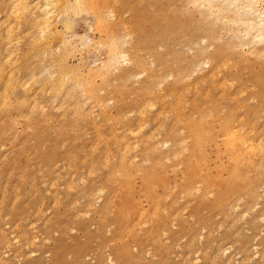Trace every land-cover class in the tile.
Wrapping results in <instances>:
<instances>
[{
  "label": "rangeland",
  "instance_id": "obj_1",
  "mask_svg": "<svg viewBox=\"0 0 264 264\" xmlns=\"http://www.w3.org/2000/svg\"><path fill=\"white\" fill-rule=\"evenodd\" d=\"M2 1H4V4H3V2H1L3 5L0 3V20H2V18L7 19L10 17V15L6 16L9 14L6 12L7 9L5 8V4H6L7 0L6 1L2 0ZM107 1L109 2V6L112 4V6L114 8V14L117 15V16L114 15V17L116 16L115 18L113 17L114 20H116V18H117V20L126 21V23H128L129 29H130V31H128V32L129 33L134 32L132 34L127 33L128 36H125V38L126 37L128 38L131 35V37H130L131 39L128 38V39H126V41H129L128 43H130L132 45L133 42L131 43L130 41L133 40L134 44H136L133 47V49L136 52L135 51L133 52V50H132V52L136 53V54L138 53L140 55V58H139V56L137 57V55L135 54L136 58L134 57V60L136 59L137 61L139 60L140 62H143V59L145 60L147 57V59L143 62V64L145 66L142 65V68H143L142 70L145 71V69H146L145 67H147L146 71L151 70V72H148V74H146L147 72L144 73V71H142V73H143L142 74V73H140L141 71H139L141 66L139 68L137 67V69H136V66H134L132 64L133 62H131L130 64H132L135 67V69H134V67H131L132 65H130V68H133V69L130 70V68L128 67L129 71L137 72V70H138L140 74L139 73H137V74H139V76L134 73L137 76V79L135 80L136 76L134 78V76L131 75L133 73L132 72V73H129V76L130 75L132 76V77L130 76L131 78L128 76V73H126L127 74V75L125 74L126 78H125V75L122 74V77L125 80L122 78L120 80H119V78L118 79L116 78L117 80H115V76H116L115 73L119 69H120V71L127 69V66H129V64L120 62V65L123 63L122 66L126 67L125 69L123 67L120 68L119 64H115V66L118 65L119 69H116V67L113 68L114 66H112L113 70L110 68L112 70L111 73H114V71H116V70L117 71L114 73V75L110 74V75H112V77L114 76V78L110 77L112 79V82H113L110 86H108V84H110L108 82H111V80L107 79L108 77H106V76L109 74H108V72L106 73L107 75L105 77L109 81L106 82L107 85H106V83H105V85L110 87V88H111V86H112V88L117 86L119 88V90H118V88H115L116 90L114 89V91H113L112 89H109L107 87L109 90H112V93H111L112 95L110 94L111 97L109 96L107 89H102V90L103 91L106 90V92H104V93H107L109 96V98H107L105 96L106 95L105 94L104 97H106L108 100L110 98H112L111 100H113V101L117 100L118 102L114 101V104L116 105L118 103L120 105H117V106L114 105L113 106V101L110 100V102H109L107 99L106 100L108 102L106 103L104 101L105 100L104 97H102L104 100L102 99V101H99V102L97 101L98 106L102 107L101 109H104L105 107L107 108L110 103L112 104L109 106V108L111 110L109 108H107V109L105 108L106 110H103L104 113L102 110H100V111L98 110L99 112L102 113L103 116H105V115L107 116L111 112V114H110L111 116L108 115L110 117L109 121L107 120L108 116L107 117L100 116V114L97 111V109L98 108L100 109V107H98L97 104L95 105L96 102L94 104H93V102H90L93 104L94 110H96V112L94 110L93 111L95 113L99 114V115L96 114L98 117H95L96 116L95 113L91 111L93 109V108L91 109V107H93V106H91V107H90V105L88 106L89 102H86V101L83 102L84 98L81 101L83 103H85L87 108L91 109L90 110L91 112H88V113L90 115L92 113H94L95 116L90 118V115H89V120H86L88 118V113L86 116V113L84 111L83 116L76 115V117L81 116V118L79 120L77 118V121H76V119L74 120L72 118L73 115H75V114H73L71 117L69 115V114H71V110H72L70 105L67 106L68 109L65 108L66 105L63 106L67 110L64 113L65 109L60 110V107L57 106V104H56L59 101L58 99H57L58 101H56V99L53 100V98H55V97H52L48 94L41 93L40 91H37L36 94L33 95L35 97V99L32 96L33 99L31 98V100L33 102V100L39 99L37 103H40V104L45 103L43 101V99L45 101L46 100L49 101V99L53 100L55 103L51 102L52 105L49 103L50 106L45 103L47 105L45 107L46 111L52 113V115H53V116H50V113H49L50 118H48L49 116H47L48 114H47V112H45L44 108L43 109L40 108V110H42V112L38 110L39 108L37 109L38 111L35 110L36 108L32 109V110H35L34 112H32V110L29 111L31 109V107L29 106L30 107L29 108L27 105L24 106V108H22L24 110V113L11 112L12 116L10 118L3 119L4 121L1 118V115H3V114L0 113V157H1L2 153L6 154L5 159H3L4 155H2L3 157L0 160L1 164L3 163V161H5L0 166L1 167L0 168V194H1L0 199H2V200H0V204H1L0 205V229H1L0 232L4 231L3 233H0V236L2 234L1 238L7 237L6 240L8 239L6 241L7 244H4L5 241L4 242L2 241L5 238L0 239V253L5 252L4 255H6V256L0 257V258H2V261H0V264H98L99 259L102 260V264H109L110 260H112L114 262L111 264H119V261L121 264V258H122V264H187V262H189L188 264H264V252L262 253V251H264V212H263L264 211V184H262V182H264V174H263L264 169L260 168L259 171L263 170V173H261V171H260L259 173H261V174H257V172H256L257 169L255 167H253V168H255L254 170L252 168V169H250L251 172L248 173L249 170L247 169V170H245V173L246 172L247 173L244 174L250 183L252 181H254V182H252V184L255 185V187H256V184H258L256 187V191L254 188V191H255L254 194L256 195L255 197H257L256 193H258V197H257L258 199L255 197L252 198V193H249L250 190H244L250 184L247 181L245 183H241L232 193H230L226 197H223L222 200H219L218 203H216V205H215V200H214V199H216V193H214V192L212 193L211 191H210L211 192L210 193L209 190L204 195L202 194L201 190H198L196 192V190H197L196 188L200 185L199 184L200 182H198V184L195 183V185H193V187L191 189L192 190L191 194L189 193L187 195V194L183 193L181 191V184L184 181L183 178H184L185 170H186V165H185L184 159H183L184 155H181L180 157L173 160V162H172L171 158H168L169 153L168 152L166 153V151L168 149V146L170 147L171 145H176L177 143L180 145L181 143H183L185 141L188 142L190 140L189 137L187 138L188 129H187V126H185V123L183 122L184 120H182V122H183V123L181 122L182 124H180V121L176 122V118L173 115L175 113L181 115V113L178 112V109L174 113V109L171 110L170 105L167 104V101H169V100H170L169 103L170 104L172 103V96L167 92L168 90L165 89L163 92L162 91L158 92L159 87L162 83L161 81H159L161 79H158V78L163 77L168 72H172L174 75H176L175 74L176 70L177 69L179 70V68L181 69L182 65L188 66V67H183V66L182 67L186 68L187 71H189L188 74L190 75V78H192V79H190L188 77V78H186L187 80L183 79L182 82H180L181 80L177 81V78L175 79V76L173 75V76H170L169 78L165 77L164 81L166 80V82L168 84L169 83L171 84V82H172L171 78H172L173 82L176 81L177 86L179 88H182V86L180 87L179 84L184 85L185 81H186L185 82V84H186V83H188V80L193 81V79H196V77L200 76L199 75L200 72H198L197 68L198 67L200 68L199 71H201V74H202L205 72V70L208 69V67L211 65L212 61L209 62L210 65H209V63L205 64L204 62H205V60H207V59H205L202 61V63L205 64V65H203L201 63V60H200V63H199L200 65L198 67H196L193 65V63L190 62V60L193 58L194 60L198 59V61H199V58L204 55L205 51L206 52H205V55L203 56V59L205 57L208 58L209 56H208V50L207 49L211 48V49H209V51L211 52L213 49V46L216 47V45L218 43H220V47L222 48V46H226V45H224V43L230 44V41H232L231 43L233 44V41L238 42V40H239L238 36L239 35L236 34L238 32L236 30H234V27L232 24H231L232 26L231 25L229 26L227 24V26H223V28L221 26V28H222L221 29L219 26L222 25V23L225 22V20H218V21H222V22L217 23V24H219L218 27L221 30H219L218 27L215 26L217 20L215 22L212 19L215 25L214 24L211 25V23L209 24V19H211V18H208V21H207L208 23H205L204 22L205 20L202 19L204 17L199 16V14H201V12L199 13V11H200L199 9H197V8H196L197 10L192 9L194 7L193 6L191 7V4H189L188 1H187L188 2L187 4H189V6L191 8L188 5H187L188 7L185 6L186 0H179V1L178 0H113V1L107 0ZM263 5H264V0H263ZM112 6H111V9L109 8V10L113 9ZM149 7H151V8H149ZM184 7H186L187 10H188V8H189V10L192 9L191 14H190V12H187L186 10H184L185 9ZM78 11L79 12L76 14V13H73L71 10H69L68 13L65 12V14L63 15V17L70 22L71 25L69 27H66L65 25L61 26L63 24L62 23L63 21L61 20V18H58V16H56L55 14L50 18L52 21V24H51L52 33L54 34L55 37H56V33H57V37L59 36L58 39L60 38L59 40L57 39V37H56V39L52 38L54 40V42L52 40V42H50V45L52 46L51 47L52 49H54V48L56 49V50L54 49L55 52L57 51V49L60 50L59 52H62L65 48L64 43H63V39L69 35L74 34V32H75V34L83 33V34H85V36H87V38L93 39L92 40V48L89 47L87 52L84 51V53H81L77 49H74V50L69 49L68 53L65 56V60L68 63L69 67L73 71L83 75L82 77L86 78L85 75H88V74H86L85 72L89 73L88 71H90L91 68L99 65V64L97 65L96 63H99V62L101 63V61H103L106 58L107 55H105V53H106L105 51L107 50V48L103 44L104 46L101 47L100 48L101 50H100L99 47L102 45L99 46L100 41L98 42V40H96L98 42V48L96 47L97 42L94 39L98 38V36H97L98 32L95 29L89 30L90 29L89 25L93 24L92 23V21H93L92 14L89 12H86V10H85V12H82L84 10H82V11L78 10ZM3 12H4V14H3ZM71 12H72V14H71ZM73 14H74V16L72 18ZM61 15H62V13L60 14V16ZM76 15H78V16H76ZM113 18L111 17V19H109V20H112ZM206 20H207V18H206ZM210 22H211V20H210ZM59 24H61V25H59ZM71 26H73V27H71ZM213 26H215V27H213ZM70 27L73 29H69ZM92 27H93V25H92ZM225 27L227 30H225ZM211 28L215 29V30H213V32L215 31L214 33L211 32V30H212ZM216 28H217V30H219V32L216 31ZM229 28H231L230 32L233 33V31H234L233 35L230 32H227L228 35H227V33H225L226 31H229L228 30ZM3 29L4 30H6V29L2 28V33L5 34L6 31L4 32ZM64 29H69V30H64ZM209 29H211V30H209ZM223 29H224V32H222ZM120 30H121V28H119V31ZM208 30L212 33L213 38L215 35L217 36V38L215 37L214 39L213 38L211 39L210 38L211 35L209 37H206V35L204 33H206ZM53 31H56V32H53ZM209 31L207 33L211 34ZM121 32H119V33H121ZM221 32H222V34H221ZM219 33L221 34L220 36H218ZM98 35H100V34L98 33ZM120 35H122V34H120ZM124 35H126V33L123 34V36ZM223 35H226V36H224V37H226L225 39H224ZM207 36H208V34H207ZM221 36H222V39H221ZM227 36L229 37L228 38L229 40L227 39ZM100 37H101V35H100ZM100 37H99V40H101ZM179 37H181V38H179ZM234 37H236L235 40L233 39ZM208 38H210L211 40ZM230 38H231V40H230ZM202 39L204 40V42L209 43L210 45L203 43ZM206 39L210 40L211 42L213 40V42L215 44H213V42L212 43H210L209 41L207 42ZM215 39H217V40H215ZM236 39H238V40H236ZM17 40L14 39L15 42ZM225 40H226V42H225ZM59 41H61L62 44ZM73 41H75V40H73ZM200 41H201V43H200ZM93 42H95V44ZM216 42H217V44H216ZM236 42H234V46H235ZM59 43L62 45L61 47H64V48L60 49ZM241 43L239 40V42L236 43V46L239 47L240 46L239 44H241ZM203 44H205L209 48L208 47H207V49H206V47L202 48ZM229 44H227L228 45L227 49H229V50H226V48L223 47L224 50H226L225 55L228 54V57H226L227 63H225L226 65L222 66L223 69L225 68L224 70L221 69V66L217 69V70H220V73L221 72L222 73L220 74L219 71H216L217 74L219 73L217 78H215L216 76L213 77V80L216 83L211 82L212 79H210L206 75L204 78H202V80L201 79L199 80L198 84H196L194 86L192 84L187 85V88H188V86H189V88L188 89L186 88L185 92H188L189 94L185 95L184 89H182V95L183 96L180 95V97H181L180 99L182 100V102L177 105V108L179 107V109H180V107L182 105L181 110H182L183 115L186 112H189V110L194 109V110H192V112L190 111L189 114L192 116L194 114V116H195L196 115V108L192 107L193 106V104H191L192 99H195V101L198 100L197 101L198 104L202 105V106L205 104L209 105L210 99L211 100L217 99L218 103H220V105H221L220 108L218 109L219 115H221V113L223 112L222 106L226 102L227 104L232 103L236 107V109H237L236 114L237 115L244 116L245 117L244 119H248L250 117L248 107H243V108L241 107V109H243V111H242L240 109L241 104H245L246 106H252V105L255 107L258 106V109L260 111L258 113L259 116L254 115L255 117L258 116L257 119L256 118H254V119L256 121V126H257L256 130H259L257 132L258 137H259V139L261 138L260 139V140H262L261 143H264V139H262V137H264L263 136L264 133H262V132H264V122H263L264 121V114H263L264 113L263 112L264 107L260 106V103L262 101L261 100L262 97H263V101H264V56H262L263 55L262 53H264V52H263V50L257 51L259 53L257 54V52H256V56H257V59H256V57H254L255 54H252V52H248L247 51L248 48H245L248 46V44L250 47L251 44L248 43L247 45H245L244 43H242L240 47L242 48V50L245 49L246 55H248L247 53H251L250 55H248L249 61L248 62L247 61L242 62V60L244 59V57H242V56H243V54H245V52L240 50L241 49L240 47L238 48L239 50H236V48H235L236 46L233 48V45L230 44V46H229ZM243 44L245 47L242 46ZM55 45L58 46L59 48L56 47ZM157 45H158V47H157ZM1 46H3V45H1ZM231 46H232V48H231ZM257 46H260V43H258ZM198 47H199V50H197ZM95 48H96V51H99V50L100 51L96 53V51H94ZM188 48H190L191 50L189 51ZM221 48H220V52H221ZM200 49H201V51H200ZM204 49H205V51H204ZM232 49H235V51ZM196 50H197V52H196ZM230 50L234 51V52H232L233 54L231 53ZM101 51H102V53H101ZM239 51H241L240 54L242 56L239 54V57H237ZM200 52H202L203 55L200 56V54H198ZM220 52H219V54H221ZM229 52H230V54H229ZM242 52H243V54H242ZM193 53H195L194 55H198L199 57L197 58V56H196V58H194ZM223 54H224V52H223ZM223 54H221V55H223ZM259 54H261V58L259 57L260 56ZM184 55L186 57H184ZM221 55H218V56L221 57ZM45 56H47V54H45ZM45 56L41 55L40 58H38V61H40V62H41V60H44V62L42 63L43 65L40 64V68L42 66L48 65V62L46 63V61L48 60V57L45 58ZM236 57L238 60L237 59H235V60L239 61L240 63L233 61L234 58H236ZM182 58H184V59L182 60ZM221 58H223V56ZM187 59L189 60V62ZM200 59H202V58H200ZM246 59L247 58H245L244 60H246ZM212 60L214 62L217 61V59H215V57L212 58ZM250 60L251 61L253 60V61L250 62ZM36 61H37V59H36ZM180 62H182V64ZM124 64L125 65L127 64V65L125 66ZM146 64H148V65H146ZM152 64H154L155 66ZM201 64H202V66H201ZM227 64L229 65V67ZM233 64H236L235 65L236 68L233 67L234 66ZM82 65H83V67H82ZM231 65H233V66H231ZM148 66L151 67V69ZM192 66H194L196 68V70L195 69L193 70L194 73L191 70V69H193V68H191ZM188 68H190V69L188 70ZM243 68H244V70H243ZM110 69H109V71H110ZM235 69L237 70V73H239L238 75L236 74ZM238 69H240V72H238L239 71ZM125 71L128 72V70H125ZM190 72H192V74H190ZM234 72H235V75L233 74ZM149 73H152L153 76L156 75L154 77H156L157 83L158 82H161V83L160 84L158 83L159 84V87H158L156 80L155 79L153 80L152 86L156 85V88H154L152 86L149 87V91H152V89H153V91L150 92L151 93L150 96H152L151 98H150V96H148L149 94H147V98L148 99L150 98L151 100L149 99L150 100L149 103H148V101L145 102V108H143L141 110V107L143 104H142L141 100L139 101V99H138L139 96L136 94L138 92L137 90L139 88H141V87L138 88V86L141 85V83L138 84V82L136 83V81L141 80V79L143 80L144 76L149 75ZM119 74L117 72V75H119ZM217 74H215V75H217ZM158 75H159V77H158ZM222 75L224 78H226V76H227V79L228 78L230 79L229 81L226 79L227 82L226 81L224 82V83H226L227 86L224 85V83H223L224 78L222 77ZM19 76H20V78H22V80H23V77H25L27 79L26 76H28V73L24 68H22L19 71ZM127 76L130 80L127 78ZM105 77H103V78H105ZM138 77H139V79H138ZM236 77H237V80H236ZM238 77H239V79H238ZM98 78H99V80H98ZM98 78L97 77L94 78L95 83L97 81H99V82H97V85H99V83L101 85L103 83V85H104V82H100V80L102 81V79L100 77H98ZM241 78H242V82L245 81V83H240ZM113 79H114V81H113ZM174 79H175V81H174ZM220 79H221V81H219ZM121 80H123V81H121ZM232 80L234 82H232ZM164 81H163L161 86L166 84ZM230 81L232 82L231 84H233V85H231V88L229 86V88H230L229 89L228 85H230L229 84ZM238 81H239V83H238ZM133 82L136 84L135 85L132 84ZM201 82H203V84ZM217 83H218V85H216ZM239 84H240V86H241V84L243 85V86H241V89H240V86H238ZM105 85H104V88L106 87ZM113 85H115V86H113ZM146 85L147 84H144V86H146ZM197 85L198 86L200 85V86L198 87ZM210 85H211V87H210ZM219 85L220 86L222 85L223 87H225L224 90H226L225 91L226 94H224V92L222 90L224 96H221V94H222L221 89H223V87L222 86L220 87ZM195 86H197L196 89L198 88L197 90H199V91H197L195 89ZM208 86H209V88H208ZM100 87H102V86H100ZM135 87H136V89L134 90ZM219 87L221 89H219ZM237 87H238V90L240 89L241 91L244 89L245 91H242L244 93L240 92V90L238 93ZM244 87H246V88H244ZM206 88H208V89H206ZM21 89H18V92L20 95H22V93H23V91ZM154 89H156V90H154ZM193 89H195V90L193 91ZM120 90H121V93H120ZM179 91H181V89ZM219 91L221 93H219ZM109 92H111V91H109ZM183 92H184V94H183ZM194 92H197V94L194 95ZM204 92H206L207 94H205ZM233 92H234V95L237 92V94H239V96L235 95L237 98L234 97V95H232ZM100 93H101V90H100ZM100 93L97 92V94H100ZM157 93H159L158 96H160V93H162V95H164L161 100L162 101L164 100L163 103L166 102L165 104H163L161 100H160L161 102H159L160 104H158V102L155 103V100H159ZM119 94H120V96H119ZM129 94H130V96H129ZM40 95H42V96H40ZM44 95L46 96V98ZM201 95H204V96L206 95L209 98L206 96L205 97L201 96ZM225 95H227V96H225ZM253 95H255V96H253ZM100 96H103V95H100ZM192 96L193 97L195 96V97L193 98ZM251 96H253L255 98H251V100L248 101ZM42 97H43V99H41ZM113 97H116V98L113 99ZM183 97H186V98L182 99ZM229 97L232 98L233 101L232 100L229 101L230 99H227ZM136 98H137L138 102H141V103H139V104H141L140 105L141 107L139 106L138 102H136V101H134L135 104H133L134 103L133 100H135ZM190 98H192V99L190 100ZM124 99H126V100H124ZM236 99L238 102H235ZM244 100H245V102H244ZM103 101H104V103H102ZM126 101H127V103H126ZM205 101H207V102L205 103ZM100 102L102 103V106H101ZM115 102H117V103H115ZM183 102H185V104L189 103V102L190 103H189V105L188 104L185 105ZM83 103H82V105L84 106ZM105 103H106V105L107 104L108 105L105 106ZM146 103H147V107L151 106V108H148V111H150V110L152 111L151 115H149L150 113L149 114L146 113L144 115V113L147 112ZM153 103H155L154 107H152L153 105H150ZM202 103H205V104H202ZM43 104H41V105H43ZM148 104L150 106H148ZM161 104L164 105L165 107L161 106ZM29 105H31V103ZM159 105L162 107L161 111L163 109L165 111L167 110V112L169 111V114L166 113L164 110L162 111L164 113L159 112L160 108H157ZM48 106L49 107L53 106V107L48 109L49 108ZM79 106H81V104ZM118 106H120V107H118ZM136 106L137 107L139 106V107L137 108ZM185 106H187V108ZM43 107H44V105H43ZM56 107L57 108L59 107V109L57 110ZM63 107H61V108H63ZM117 107H118V109H117ZM184 107L186 108L185 110H184ZM55 108H56V110H55ZM87 108H85V106H84V108L80 107V109H83V110L86 109V111H88L89 109H87ZM130 109L131 110L134 109V110L129 115L128 113H129ZM138 109H140L139 111L144 112V113L142 112V114L145 116V117L142 116L143 120L140 119L141 118V116H140L141 112H139ZM156 109L158 111H155ZM108 110H110V111L106 114V111H108ZM127 110H128V112H127ZM135 110L138 111L140 115L139 114L136 115ZM120 111H121V113H122V111H124L123 112L124 116L126 115L125 113H127L129 115V116L127 115L128 117H130L129 121H126V120H128L127 119L128 117H126V116L125 117L123 116L124 118H121L122 116L120 117V115H122L120 113ZM59 112L60 113L62 112L63 115L67 113L66 116L64 115L66 118H64V116H62L61 114L59 117ZM156 112H158L157 113L158 115L156 114ZM39 113L40 114L43 113L42 115H45V116L40 115L41 117H39ZM117 113H119L120 115L119 114L117 115ZM159 113L160 114L162 113L163 115H166L167 117L164 116V119L161 121L163 115L162 114L160 115ZM29 114H31V115H29ZM131 114L134 116L136 115L135 116L136 119L138 117H140V118H138L139 120L137 119L138 123L136 121L137 125L133 124L132 127L130 126L129 123H131V124L133 123L132 117H134V116L131 117ZM153 114H156V115H153ZM170 114H171V116H170ZM186 115H188V114L186 113ZM67 116H69L70 118ZM27 117H30L32 119L31 125H33V123L36 124V125H33L34 128L30 127L31 125H29V123H27ZM34 117H35V121H33ZM42 117L43 118L45 117V119H43ZM102 117H103V121L105 120L104 118H106V123H104L103 121H98V120H101L99 118H102ZM146 117H148V119L150 117L148 125H146V123H147L146 120L148 121V119ZM151 117L157 118V119L151 120ZM17 118L19 121L21 120L20 121L21 123L18 122ZM38 118H40L41 120L38 121ZM71 118L73 119V121H76L77 124H75V122L73 124L72 121H70ZM82 118H84L83 120H85V121L81 120ZM183 118H185V117L183 116L182 119ZM46 119H48V120H46ZM52 119L55 120V122ZM62 119H64V121H65V119H68V121L66 120V122H63V121L62 122L65 125L69 124L70 126H67V127L65 126V128H64V126L62 125V122H60ZM90 119H92L93 121L98 119V120H96V122L97 121L99 122V123L97 122L98 125L95 122H94L95 126H94V124L91 125L90 123H93V121L90 122ZM111 119H113V121ZM206 119L209 121H214L213 126H214V130L216 133V137H215L214 142L211 143V145H208L207 150L209 151L210 156H212V157L214 155L215 156L213 158L212 157L210 158V160L207 163L208 165H205V162L203 160H199L198 164H197L199 168H197L196 171L198 172V174H201L203 169H205L206 174H207L206 175L207 180H206V182H205V180L203 182L204 183H214V185H216V182H219L221 179H225L227 177V173H226V170L224 169V167H226L229 162L226 163L227 161H225V160L226 159L228 160V158L226 157V155L224 153H222L221 155H220V153L216 154L219 145H221V142H216L217 144H215V141L217 140V138L219 141L221 139V132L219 129V125H220L219 121L217 120V118L207 117ZM116 120L118 121V123ZM140 120L145 121V123H142V121L140 122ZM171 120H174V122ZM49 121L51 123H48ZM87 121L89 122V124H86V123H88ZM158 121H161L164 123L162 124L161 122H159L160 123L159 124ZM11 122H13L14 126L16 125L15 123H17V125L15 126V130L19 129V130H16L19 134V138L17 139L18 141H16V139L12 140L14 138H12L11 132L7 130V128L9 127ZM67 122H68V124H66ZM100 122H103V123H100ZM170 122L174 123V124H172L173 126L172 125L170 126V124H171ZM110 123L112 124L111 127H114L115 129L109 127ZM101 124L103 127L101 126ZM143 124H145L146 126ZM261 124H263V125H261ZM50 125H52L53 127ZM99 125H100V127H99ZM134 125L136 127H134ZM140 125H142V126H140ZM160 125H161V127H160ZM168 125L170 127H172V130L175 134L171 133V135H170L169 132L171 131L170 130L171 128L168 129L169 128ZM72 126L74 127V129L69 128ZM158 126H159V128H158ZM162 126H164V129H166V130L162 129L163 128ZM27 127H30V129L28 130ZM98 127L100 128L98 131H102L104 133L103 134L104 136H107V135L112 136V135L116 134V136H115L116 140L114 141L115 143L112 142L113 137H109L108 139L105 140V138L108 137L107 136L103 139V140H105V142L109 146V149L111 151V152L110 151L109 152L112 155L111 159H114V160L116 159V154H117V151L119 150V147H120L116 143L117 140L119 141V139H120L119 137H122V136L128 137L131 134V136H129L127 138V140L128 141L131 140L133 142L135 133H137L135 131H132L133 127H134V129L136 128V130L139 129L140 127L146 128V129H143L145 131H142V129L139 130L138 133H140V134L136 135V137L139 136V138L135 137L136 143H138L137 142L138 139H141L139 144H138L139 145L138 148H136L137 147L136 143L134 144V146L136 145V147H134V146L132 147L134 150L136 149L135 151H137V150L140 151V153L138 151H137V153H135V154H139L138 157L133 154V152H134L133 149H132L133 151L130 150V155L137 157L133 160H134L135 164H138L139 166H146L149 163V161L146 158H144V156H143L144 155V153H143L144 145L143 144H144V142H146L145 140H147V139H145V137H147L149 139L148 136H151V135L153 137H154V135L158 136V137L156 136V138H153L152 136H151L152 138L150 137V140H149L150 145H152V143H155L157 140L161 139L162 136L164 137L163 139H161V141L159 140L161 143H158L159 141L157 142L159 145L157 143H155L156 144L155 146H157L156 147L157 150H158V148L162 147L159 150L163 151L162 155H160V157H159L160 163H163V168L162 169H156L155 174L159 175L158 173H160V175L165 176L167 179V182H168V188H166V189L163 188L162 186H160V184H157L154 187V195L159 200L158 211H159V214L161 215V218L159 220H156V221L152 220V221L148 222V221H145V219H143V218H145V216H141V220H139L140 216L138 215V212L136 213L138 208L142 207L143 210H147V209L151 208L155 203V201H153V202L150 201L148 196L145 194V191L142 188L143 187V181H142L140 173H134L132 176L131 184H132L133 202L135 204H137L138 207L134 208L133 211H131V215L129 216L130 221H129V227L128 228L124 227V229H123V227H121L119 225L118 213H117L116 208L114 207L113 203H109L106 208H103V204L105 202L106 196L110 190V184L106 180V177H105V175H106L105 173L107 170H105L103 168L104 166H101V165H104L103 164L104 158L102 159V157H103L102 147L104 146L105 142L102 143L101 140H99V142L97 140V136H96L97 129H95V128H98ZM121 127L123 129H121ZM75 128H76V130H75ZM109 128L112 129V130H109L112 133L107 131ZM116 128L117 129L119 128L117 130L119 133H117L115 131ZM128 128H132V129L128 130L131 133L125 132L126 134L122 135L121 133L124 131H127L125 129H128ZM151 129L153 130L152 134H151V132H152ZM179 129H181L180 132H179ZM185 129H186V131H185ZM260 129L262 130V132L260 131ZM157 130H158V133H161V132L162 133L161 134L156 133ZM182 130H184V131L181 133ZM149 131H150V133H148ZM166 131H167V133H166ZM85 133H86V135H85ZM133 133H134V135H132ZM147 133H148V136L144 135ZM77 134L79 135L78 137H76ZM82 134H83V136H82ZM120 134L122 136H120ZM118 135H119V137L117 139ZM165 135H167V137H165ZM141 136H143V138ZM24 137H26V138L23 139ZM172 137H174V138H172ZM179 137L183 138V141L178 142L176 140V138H179ZM129 138H130V140H129ZM151 139H152V141H151ZM165 140H168V141H165ZM23 142H24V145L21 144ZM108 142H110V143H108ZM132 142H130V143L132 144ZM142 142H143V144H142ZM164 142H167V143L169 142V144H165ZM91 143H93V144H91ZM162 144L163 145L165 144L164 145L165 147L162 146ZM91 145H93V148L91 147ZM94 145H96V147ZM116 146H118V147H116ZM114 147H116L117 149L115 148L116 149L115 150ZM50 150H51V152H53L55 154L54 156H52L53 153H51ZM49 152H50V154H49ZM263 152H264V147H263ZM112 153L113 154L115 153L114 154L115 158L113 157ZM73 154L75 155V159H74L75 161H73V158L68 160L67 158H69V157L71 158L70 155H73ZM223 154H224V156H223ZM219 155H220V158H218ZM261 155H263L262 158H261ZM261 155L259 158L255 157L254 160H255V162H259V160H260V162L262 164L261 167H264L263 166L264 154L262 153ZM166 157L169 159V161H166L168 159L164 160ZM111 159H109L110 162L112 161ZM143 159H146V160L143 161ZM67 160L70 162H68ZM88 160H93L97 164L96 166L98 167L97 168L98 170L96 169V167L94 168V170L96 169L98 171L97 174H94L95 171L92 170L91 167H88L89 166ZM13 161H15V162L13 163ZM7 162H12L13 164L7 167V165H6ZM67 162H68V164H67ZM54 163L56 164V166ZM100 163H101V165H100ZM85 164L88 166H86ZM31 166H33V167H31ZM73 166L74 167L77 166V167L74 168ZM80 166H82V168ZM61 167L63 169H61ZM86 167L89 168L87 170V172H89V174L86 173V170H85V169H87ZM55 170H58V171L55 172ZM180 170H181V173L179 172ZM252 170L254 172H252ZM91 173H92V175H90ZM17 174H21L22 177L20 175H17ZM180 174H181V176H179ZM223 174L225 176H223ZM252 174H254V175H252ZM255 176H256V178H255ZM77 177H78V179H77ZM21 178H23V179H21ZM82 178L85 181L81 180ZM178 179H180V180H178ZM69 180H70V183L72 182L75 184H72V183L70 184ZM79 180H81V181H79ZM92 180H93V182H92ZM75 181H77V182H75ZM260 181H262V182H260ZM66 182H68V187H67ZM81 182H83V184ZM90 182H92V183H90ZM96 183H100L102 185L96 184ZM70 185L72 186V188ZM73 185L75 187H73ZM214 185L211 186L210 188L211 189L216 188ZM93 187H97L96 189H98L96 196L99 198V200L96 197L94 198L92 196L93 194H91ZM81 188H83V189H81ZM16 189H18V190H16ZM79 189L81 190L80 192H78ZM87 190H88V192H89V190L91 191L90 194L92 197L91 196L90 197L92 200H94L93 202L95 203L94 204L91 200V206H94V207H90V205L89 204L87 205V203H86L87 198H88V196L85 197L86 193H88V192H86ZM46 191L48 193H46ZM82 191H85V193H82ZM243 191H244V193L242 194ZM261 192H263V193H261ZM180 193H181V195H180ZM208 193H210V195ZM82 194L83 195L85 194V195L83 196ZM206 194H208L209 196H207ZM242 195H244V196H242ZM233 197L234 198L236 197L235 200H233ZM239 197L241 199H239ZM261 197H262V199H261ZM80 198H82V199H80ZM226 198L228 200L224 201V199H226ZM230 198L232 200H230ZM96 199H97V201H96ZM178 199H180V200L178 201ZM189 199H192V200H189ZM251 199H254V200H252L253 202L250 201ZM256 199H257V201H256ZM75 200L77 201V203ZM52 201H54V202H52ZM84 201H85V203H84ZM233 201H235L237 203V205ZM254 201H256V202H254ZM228 202H229V204H228ZM231 202H233V203H231ZM248 202H250V203H248ZM209 203H211L210 205H212V206L206 205ZM251 203H252V205L255 204L254 205L255 207L251 205L252 208L254 207L253 209L250 206ZM247 204H249L248 205L249 209L247 208L248 210H246ZM85 205L88 206L89 208H87ZM167 205H168V208H167ZM181 205H182V207H179ZM186 205H187V207H186ZM229 205H231L230 206L231 208H234L233 206H235V208L237 206V208L236 209L235 208L234 209H228L229 211L227 212V214H226L227 216H226L224 213L226 212L225 211L226 208H229V207H227ZM223 206H225L226 208H224ZM244 206H246L245 209H244ZM183 208H185V209L183 210ZM242 209L244 212L242 211ZM85 210H86V212H85ZM163 210L165 211V213L162 212ZM245 210H246V212H245ZM79 211H81V212H79ZM82 211H84L85 214H84V212L82 213ZM181 211H183V212H181ZM76 212H77V214H76ZM174 212L175 213L178 212L176 214L179 217L176 216L174 214ZM241 213L242 214L246 213L248 216L246 214H244V216L242 215L241 217H239V214L241 215ZM8 214H9V216H8ZM258 214H260L259 216H262L261 217L262 219H260V218L259 219L257 218V220L255 219L256 217H259V216H257ZM4 215L6 216V218H4ZM79 215H81V216H79ZM170 215H172V216H170ZM234 216H236V218H234ZM166 219H167V221L165 222ZM168 220H169V222H168ZM171 220H173V222ZM190 220H192V221H190ZM252 221H253V223L251 224ZM42 223L44 224V226ZM161 226H164V228H162ZM200 227H202V228H200ZM106 229H107V231H106ZM137 229H139V231H136ZM148 229H150V230L147 233ZM202 229H203V231H201ZM245 229H247V230H245ZM161 231H163V232L165 231L166 233H162ZM197 232H198V235H196ZM19 233H21V234H19ZM4 234L7 236H5ZM10 234H11V236H9ZM25 235H27V236H25ZM158 235H159V238H158ZM161 235H162V237H161ZM199 235H202V236L199 237ZM17 236H18V238H16ZM183 236H184V238H183ZM12 237L15 238V241L17 243H15V242L13 243L14 240L12 239ZM33 238H35V239H33ZM44 238H46V240ZM154 238H156V241L154 240ZM30 239H31V241H30ZM172 239H173V241H172ZM11 240H12V243H11ZM8 241L10 244L8 243ZM188 242H190L189 245H188ZM31 243H32V245H31ZM16 245H17V247H15ZM243 245H244V249L241 248V247H243ZM247 245H248V248L250 250L247 248ZM25 246H27V247H25ZM224 246H226L229 249L222 251L223 253H225L227 251V253H225V254H223V256H221L222 254L220 253V251H218V253H217L216 250H219V249L223 250L225 248ZM252 246H254V247H252ZM255 246H258V247H255ZM132 247H134V250ZM256 250H258L257 253H255ZM29 252H32V253H29ZM185 253L188 255H186ZM214 253H216V254H214ZM236 254H238V256ZM251 254L253 256H251ZM254 254H255V256H254ZM2 255H3V253L0 254V256H2ZM246 255L250 257L249 260L245 259L247 257ZM259 255H260V259H258ZM107 257H108V260H107ZM196 257L198 258V261L194 260L192 262L191 260H193V259L197 260ZM241 257H242V259H245V260H242ZM261 257L263 259H261ZM227 258H232V259L229 260ZM6 259H8V260L6 261ZM188 260H190V261H188ZM4 261L6 263H4Z\"/></svg>",
  "mask_w": 264,
  "mask_h": 264
},
{
  "label": "bare ground",
  "instance_id": "obj_2",
  "mask_svg": "<svg viewBox=\"0 0 264 264\" xmlns=\"http://www.w3.org/2000/svg\"><path fill=\"white\" fill-rule=\"evenodd\" d=\"M6 1V0H5ZM113 1V0H112ZM179 1V0H178ZM189 2V4H191V7L193 6L194 8H192V9H199L200 11H199V13L201 12V14H199V16H203L204 18H202V19H204L205 21V23H208L207 21H208V18H211V19H209V24L211 23V25H213L214 24V22H213V20L216 22V20H217V22H216V27H218V25L219 24H217L218 22H222V21H218V20H225V22H223L222 23V25H220L219 27L221 28V26H222V28H223V26H227V24L230 26L231 24L233 25V27H234V30H236L238 33H236L237 35H239L238 37H239V40H240V43L242 42V43H244L245 45H247L248 43H250L251 45H250V47H249V44H248V46L247 47H245L244 46V44L242 45V46H244L245 48H248L247 49V51L248 52H252V54H255L254 55V57H256V59H257V56H256V52L257 51H261V50H263V52H264V5H263V0H186L185 1V6L186 7H188L189 6V4H187L188 2ZM1 2H3V4H4V1H0V3ZM117 3V2H116ZM183 3V2H182ZM2 4V3H1ZM2 4V5H3ZM188 5V6H187ZM109 2L107 1V0H7V2H6V4H5V8L7 9L6 10V12L7 13H9L8 15H6V16H9L10 15V17L9 18H7V19H3L2 18V20H0V113L1 114H3V115H1V118H2V120L3 119H7V118H10L11 116H12V114H11V112H19V113H24V110L22 109V108H24V106H30L31 107V109L29 110V111H31L32 109H34V108H36L35 110L36 111H41L42 112V110H40V108H44L45 109V107L47 106V105H49L50 106V104L52 105V103L51 102H53V103H55L53 100L54 99H56V101H58V103H56L57 104V106H59L60 107V110L62 109H65V108H67V106L68 105H70V107L72 108V110H71V114H69L70 115V117L73 115V114H75V115H73V119L75 120L76 119V121H77V118H78V120L81 118V116H83L84 115V111H85V113H86V116H87V113L88 112H96V110H94V106H93V104L95 103V105L97 104V106H98V102L99 101H102V97H104V95L107 97V98H109V96L111 97V93H112V90L114 91V89L115 88H118L117 86H115V85H113V86H115L114 88H112V86H111V88L110 87H108V86H110L113 82H112V79L110 78V77H112V75H110V74H113L114 75V73L117 71L116 69H119V67H118V65L117 66H115V64H119L120 65V62H123V63H127V64H129V66H127V69H125L126 67H123L122 66V64L120 65V68H124L125 70H128V72L127 71H125V70H122V71H120V69L117 71L118 72V74L119 75H117V72L115 73V80H117L118 78H119V80L122 78V79H124L123 77H122V74H126V73H128V76H129V73H132L131 71H129V68H130V65H134V66H136V69H137V67L139 68L140 66V70L139 71H141L140 73H142V71H144V70H142L143 68H142V65H144L143 64V62L147 59V57H146V59L144 60L143 59V62H140L139 60L137 61L136 59L134 60V57L137 55V57L139 56V58H140V55L137 53H133L135 50L133 49V47L136 45V44H134V41L132 40V41H130L131 43L133 42V44L131 45L130 43H128L129 41H126V39H128V38H130L131 37V35H130V37H126L125 38V36H128V34H132V33H134V32H128V31H130V29H129V26H128V23H126V21H123V20H117V18H116V20H114V18L117 16L116 14H114V8H113V6H112V4L109 6ZM111 6H112V10H109V8L111 9ZM169 6V5H168ZM2 7V6H1ZM152 7V6H151ZM151 7H149V8H151ZM182 7V6H181ZM186 7H184L185 9L184 10H186L187 12H190V14H191V12H192V9H190L189 10V8H188V10H187V8ZM190 7V6H189ZM190 7V8H191ZM4 8V7H3ZM169 9V8H168ZM196 9V10H197ZM5 10V9H4ZM69 10H71L73 13H78L79 11L78 10H80V11H82V10H84V11H82V12H85V10H86V12H89V13H91L92 14V18H93V21H92V25H93V27H92V25H89V30H93V29H95L100 35H101V37H100V35H98V33H97V36H98V38L97 39H94L95 41L96 40H98V42L100 43L99 44V46L100 45H102V46H100L99 47V49L101 48V47H103L104 45L106 46V48H107V50L105 51L106 53H105V55H107L106 56V58L103 60V61H101V63L99 62V63H96L98 66H95V67H93V68H91L90 69V71H88L89 73H87V72H85L86 74H88V75H85L86 76V78L85 77H82L83 75H81V74H79V73H77V72H75V71H73L70 67H69V65H68V63L66 62V60H65V56H66V54L68 53V50L69 49H77V50H79V52H81V53H84V51L85 52H87L88 51V49H89V47H91L92 48V40L93 39H89V38H87V36H85V34H83V33H81V34H75V32H74V34H72V35H69V36H67L66 38H64L63 39V43H64V46H65V48L64 47H61L62 45V42L61 41H59L60 43H59V46H60V49H62V48H64V50L62 51V52H59L60 50L59 49H57V51L55 52L54 51V49H52L51 47V45H50V42H52V40L53 39H56V37H57V33H56V37L54 36V34L52 33V30H51V24H52V21H51V17L55 14L56 16H58V18H61V20L63 21L61 24H59V25H61V26H63V25H65L66 27H69L71 24H70V22L67 20V19H65L64 17H63V15L65 14V12L66 13H68V11ZM5 12V11H4ZM4 12H3V14H4ZM5 12V13H6ZM72 12H71V14H72ZM126 12V11H125ZM62 13V15L60 16V14ZM197 13V12H196ZM86 14V13H85ZM189 14V13H188ZM114 15H116L115 17H114ZM152 15V14H151ZM5 16V15H4ZM73 16H74V14L72 15V18H73ZM76 16H78V15H76ZM119 16V15H118ZM197 16V15H196ZM111 17L113 18L112 20H109V19H111ZM120 17V16H119ZM207 18V20H206V18ZM70 18V17H69ZM91 18V19H92ZM213 19V20H212ZM210 20H211V22H210ZM201 21V20H200ZM203 21V20H202ZM226 25H225V24ZM73 25V24H72ZM130 25V24H129ZM231 25V26H232ZM215 26H213V27H215ZM65 27V28H66ZM71 27H73V26H71ZM69 28V29H73V28ZM212 27V28H213ZM218 27V29L219 30H221L220 28ZM2 28H5L6 30H4V32H5V34H3L2 33ZM62 28V27H61ZM119 28H121V30L119 31ZM209 28V27H208ZM211 28V29H212ZM69 29H64V30H69ZM142 29V28H141ZM211 29H209V30H211ZM88 30V31H89ZM197 30V29H196ZM208 30V31H209ZM213 30H215V29H212L211 30V32H213ZM219 30H217V28H216V31H218L219 32ZM225 30H227L226 29V27H225ZM229 31H226L225 33H227V32H230V30H231V28H229L228 29ZM233 30V29H232ZM122 31V32H121ZM207 31V32H208ZM53 32H56V31H53ZM119 32H121V33H119ZM186 32V31H185ZM206 32V31H205ZM206 32V33H207ZM210 32V31H209ZM210 32V33H211ZM215 32V31H214ZM213 32V33H214ZM222 32H224V29L222 30ZM222 32H221V34H222ZM126 33V35H124L123 36V34H125ZM128 33V34H127ZM206 33H204L205 35H206V37H209L210 35H211V39L213 38V36H212V33L211 34H209V33H207L208 34V36H207V34ZM232 35H233V33H234V31H233V33L232 32H230ZM61 34V33H60ZM63 34V33H62ZM120 34H122V35H120ZM218 34V33H217ZM220 33H219V35L218 36H220L221 35ZM224 34V33H223ZM93 35V34H92ZM227 35H228V33H227ZM231 35V36H232ZM61 36V35H60ZM133 36V35H132ZM163 36V35H162ZM204 36V35H203ZM224 36H226V35H223V37ZM236 36V35H235ZM59 37V36H58ZM58 37H57V39H58ZM64 37V36H63ZM99 37L101 38V40H99ZM217 38V36L215 35L214 36V38ZM237 37V36H236ZM236 37H234L233 39L235 40V38ZM53 38V39H52ZM62 38V37H61ZM93 38V37H92ZM103 38V39H102ZM159 38V37H158ZM179 38H181V37H179ZM204 38V37H203ZM210 38H208V39H210ZM213 38V39H214ZM226 37H224V39H225ZM229 37L227 36V39H228ZM14 39L15 40H17L16 42L14 41ZM60 39V38H59ZM58 39V40H59ZM131 39V38H130ZM133 39V38H132ZM165 39V38H164ZM210 39V40H211ZM221 39H222V36H221ZM62 40V39H61ZM73 40H75V41H73ZM203 40V39H202ZM207 40V39H206ZM210 40H207V42L209 41L210 43H212L213 42V40H212V42L210 41ZM215 40H217V39H215ZM229 40V39H228ZM230 40H231V38H230ZM236 40H238V39H236ZM239 40H238V42H239ZM14 41V42H13ZM162 41V40H161ZM160 41V42H161ZM221 41V40H220ZM219 41V42H220ZM53 42H54V40H53ZM75 42V43H74ZM97 42V41H96ZM98 42H97V45H96V47L98 48ZM222 42V41H221ZM225 42H226V40H225ZM232 41H230V44H232L231 43ZM234 42H236V41H233V48L236 46V43H238V42H236L235 43V46H234ZM94 44H95V42H93ZM102 43V44H101ZM178 43V42H177ZM200 43H201V41H200ZM203 43H206V42H204V40H203ZM241 43V44H242ZM258 43H260V46H257L258 45ZM104 44V45H103ZM193 44V43H192ZM196 44V43H195ZM198 44V43H197ZM207 45L209 44V43H206ZM213 44H215L214 42H213ZM216 44H217V42H216ZM227 44H229V43H224V45H226V46H222V48L220 47V43H218L217 45H216V47L215 46H213V49H212V51L210 52L209 51V49H211V48H209L208 46H206L205 44H203V46H202V48H205L206 47V49H207V47L209 48V49H207L208 50V58L207 57H205L204 59H203V56L205 55V49H204V55H203V51L202 52H200V53H198V54H200V56L201 55H203L202 57H200V58H202V59H200L199 58V61H198V59H191L190 60V62L191 63H193V65L194 66H196V67H198L200 64V60H201V63H202V61L203 60H205V59H207V60H205V64H207V63H209L210 61H212L211 62V65H210V63H209V67H208V69L207 70H205V72L204 73H202L201 74V71H199L200 70V68L198 67L197 69H198V72H200V76H198V77H196V79H193V81H189L188 80V83H186L185 84V82H184V85H180L179 84V86L181 87L182 86V88H179L178 86H177V82L175 81V79L177 78V81H180V82H182V80L183 79H186V78H190V75L188 74V72L189 71H187V69L186 68H183V67H188L187 65H185V66H181V69L179 68V70L177 69L176 70V72H175V74L176 75H174L172 72H168V73H166L163 77H159V75H158V79H161V80H159V81H161L162 83H163V81H164V79H165V77H170V76H175V79H174V81L175 82H173V79L171 78V80H172V82H171V84L169 83H167L166 82V80L164 81L166 84H164L163 86H161L162 85V83L161 82H158L159 84L161 83V85H160V87H159V84L157 83V80H156V77H154V76H156V75H154L153 76V74L152 73H149V75H145L144 76V78H143V80L141 79V80H137L136 81V83L138 82V84H140L141 83V85H139L138 86V88L139 87H141V88H139L136 92V94L139 96L138 97V99H139V101L141 100V102H142V104L144 105H142V107L140 106L141 104H139V103H141V102H138L137 101V98L135 99V100H133V102L134 101H136V102H138V104H139V106L141 107V110L143 109V108H145V102H147L148 101V103H149V101L151 100L150 98L152 97V96H150V92H152L153 91V89H152V91H149V87L150 86H152V82H153V80L155 79L156 80V83H157V86L159 87V90H158V92L159 91H164L165 89L166 90H168L167 92L172 96V103L170 104L169 102H170V100L169 101H167V104H169L170 105V108H171V110H173L174 109V113L176 112V110L178 109V112H180L181 113V115L180 114H177V113H175L173 116H175V118H176V122H179L180 121V124H182L183 122L185 123V126H187V129H188V134H187V138L189 137L190 138V140L187 142V141H185V142H183V143H181L180 145L177 143L176 145H171L170 147L168 146V149H167V151H166V153L168 152L169 153V155H168V158H171V160H172V162H173V160H175V159H177L178 157H180L181 155H184L183 156V159H184V163H185V165H186V170H185V175H184V181H183V183L181 184V191L183 192V193H185V194H191V189H192V187H193V185H195V183H197L198 184V182H200L199 184V186L196 188L197 190H196V192L198 191V190H201V192H202V194L204 195L206 192H208V190H209V192L211 191L212 193L214 192V193H216V199H214L215 200V205H216V203H218V201L219 200H222L223 199V197H226L227 195H229L230 193H232L241 183H245L246 181L247 182H249L248 181V179L245 177V175L244 174H246L245 173V170H249L248 171V173L249 172H251L250 171V169H252L253 167H255L256 169H257V174H261V173H263V170H260L261 171V173H259L260 171H259V169L261 168H263L264 169V167H261L262 166V164H261V162H260V160H259V162H255V157H257V158H259L260 157V155L263 153L264 154V152H263V147H264V143H261L262 142V140H260L259 139V137H258V131L259 130H256V128H257V126H256V121H255V119L254 118H256L257 119V117L259 116L258 115V113L260 112L259 111V109H258V106L257 107H255V106H246L245 104H241V106H240V109H241V107L243 108V107H248V110H249V113H250V117L248 118V119H244L245 117L244 116H240V115H237L236 114V107L232 104V103H229V104H227L226 102H225V104L222 106V109H223V112L221 113V115H219L218 114V109L220 108V103H218V101H217V99H210V104L209 105H206L205 103L207 102V101H205V103H202V104H205V105H199L198 104V100L197 101H195V99H192V98H190V100L192 99V103L191 104H193V108H196V115L194 116V114H193V116L192 115H190L189 114V112L191 111L192 112V110H194V109H191V110H189V112H186L188 115H186V113L183 115V113H182V110H181V107H182V105H181V107H180V109H179V107L177 108V105L178 104H180L181 102H182V100L180 99L181 97H180V95H182V89H184V92H185V89L187 88V85H196V84H198V82H199V80L201 79L202 80V78H204L206 75L210 78V79H212V81L211 82H214V80H213V77L214 76H216L215 78H217V76H218V74L220 73V70H217L220 66H221V69H223V65H226L225 63H227V59H226V57H228V52L226 53L227 55H225V52H226V50H229V49H227ZM230 44H229V46H230ZM241 44H239L240 46H241ZM254 46H253V45ZM1 45H3V46H1ZM53 45V44H52ZM159 45V44H158ZM158 45H157V47H158ZM205 45V46H204ZM210 45V44H209ZM212 45V44H211ZM223 45V44H222ZM238 45V46H239ZM56 46V45H55ZM239 46V47H240ZM54 47V46H53ZM56 47H58V46H56ZM184 47V46H183ZM188 47V46H187ZM226 48V50H224V48ZM239 47H235L236 48V50H239L238 48ZM243 47V48H244ZM59 48V47H58ZM186 48V47H185ZM201 48V47H200ZM220 48H221V52H220ZM229 48V47H228ZM231 48H232V46H231ZM241 48V47H240ZM103 49V48H102ZM138 49V48H137ZM145 49V48H144ZM147 49V48H146ZM160 49V48H159ZM56 50V49H55ZM101 50V49H100ZM99 50V51H100ZM132 50H133V52H132ZM188 50L190 51L191 49L190 48H188ZM197 50H199V47H198V49ZM197 50H196V52H197ZM224 50V51H223ZM232 50H234L235 51V49H232ZM240 50H242V48L240 49ZM94 51H96V48L94 49ZM99 51H96V53L97 52H99ZM104 51V50H103ZM142 51V50H141ZM140 51V52H141ZM152 51V50H151ZM200 51H201V49H200ZM231 51V50H230ZM234 51H231V53L232 52H234ZM242 51H244L245 52V54H243V52H242V54H243V56L240 54L241 53V51H239L238 52V56L237 57H239V54L242 56V57H244V59L245 58H247L246 60H242V62L243 61H249L248 60V55H250L251 53H247L248 55H246V51H245V49L244 50H242ZM71 52V51H70ZM136 52V51H135ZM219 52L221 53V54H223V52H224V54L223 55H221V54H219ZM95 53V54H96ZM101 53H102V51H101ZM202 53V54H201ZM259 52H257V54H258ZM262 53V52H261ZM45 54H47V56H45ZM99 54V53H98ZM136 54V55H135ZM195 53H193V56H194V58H196V56H197V58L199 57L198 55H194ZM197 54V53H196ZM229 54H230V52H229ZM233 54V53H232ZM231 54V55H232ZM263 55L262 56H264V53H262ZM41 55H44L45 56V58L46 57H48V60L46 61V63L48 62V65H46V66H42L41 68H40V64L41 65H43L42 63L44 62V60H41V62L40 61H38V58H40V56ZM78 55V54H77ZM218 55H221V57L223 56V58H221L220 56H218ZM237 55V54H236ZM245 55V56H244ZM260 55V56H259ZM258 56L261 58V54H259ZM85 56V55H84ZM83 56V57H84ZM146 56V55H145ZM176 56V55H175ZM240 56V57H241ZM247 56V57H246ZM184 57H186L185 55H184ZM215 57V59H217V61L216 62H214L213 60H212V58H214ZM237 57L236 58H234V60L233 61H236L235 59H237ZM136 58V57H135ZM188 58V57H187ZM36 59H37V61H36ZM79 59V58H78ZM149 59V58H148ZM184 58H182V60H183ZM190 59V58H189ZM134 60V61H133ZM188 60V59H187ZM238 60V59H237ZM142 61V60H141ZM150 61V60H149ZM152 61V60H151ZM231 61V60H230ZM253 61V60H252ZM251 60H250V62H252ZM131 62H133L132 64H130ZM153 62V61H152ZM188 62H189V60H188ZM229 62V61H228ZM236 62H239V61H236ZM146 63V62H145ZM150 63V62H149ZM181 64H182V62H180ZM187 63V62H186ZM185 63V64H186ZM240 63V62H239ZM85 64V63H84ZM126 64V65H127ZM203 64V63H202ZM202 64H201V66H202ZM205 64H203V65H205ZM250 64V63H249ZM95 65V64H94ZM125 65V64H124ZM125 65V66H126ZM131 66V67H134V66ZM146 65H148V64H146ZM150 65V64H149ZM152 65H154V64H152ZM228 65V64H227ZM234 65V66H233ZM233 65H231V66H233V67H235V65L236 64H233ZM112 66H114L113 68H115L116 67V71H114V73H111V71L113 70V68H112ZM145 66V65H144ZM155 66V65H154ZM190 66V65H189ZM194 66H192L191 68H193V69H191L192 70V72L194 73V69L196 70V68L194 67ZM200 66V67H201ZM251 66V65H250ZM82 67H83V65H82ZM118 67V68H117ZM129 67V68H128ZM149 67V66H148ZM159 67V66H158ZM225 67V66H224ZM228 67H229V65H228ZM22 68H24L26 71H27V73H28V76H26L27 77V79L25 78V77H23V80H22V78H20V76H19V71L22 69ZM112 70H111V69ZM146 69H147V67H145ZM150 69H151V67H149ZM148 68V69H149ZM236 68V67H235ZM238 68V67H237ZM109 69H110V71H109ZM131 69H133V68H130V70ZM134 69H135V67H134ZM146 69H145V71H144V73L145 72H147L146 74H148V72H151V70H147L146 71ZM190 68H188V70H189ZM225 69V68H224ZM223 69V70H224ZM88 70V69H87ZM93 70V71H92ZM159 70V69H158ZM190 70V71H191ZM236 70V69H235ZM234 70V71H235ZM239 71L238 72H240V69H238ZM243 70H244V68H243ZM40 71V72H39ZM85 71V70H84ZM124 71V72H123ZM136 71V70H135ZM139 71L137 70V72H133L131 75H133L134 76V78H135V76L136 75H138L139 76ZM216 71H219V73L217 74L216 73ZM42 72V73H41ZM83 72V71H82ZM108 72V74L109 75H107L106 73ZM123 72V73H122ZM192 72H190V74H192ZM136 75H135V74ZM137 73H139V74H137ZM158 73V72H157ZM222 73V72H221ZM220 73V74H221ZM143 74V73H142ZM141 74V75H142ZM215 74H217V75H215ZM234 75H235V72L233 73ZM236 74L238 75L239 73H237V70H236ZM107 75V76H106ZM121 75V76H120ZM127 75V74H126ZM126 75H125V78H126ZM130 75V76H131ZM108 77L107 79H110L111 80V82H108L109 80H107L106 79V77ZM118 76V77H117ZM120 76V77H119ZM128 76H127V78H128ZM129 76V77H130ZM95 77H100L101 79H102V81L100 80V82H104V85H105V83L106 82H108V83H110V84H108V86H106L107 85V83H106V87L104 88V85H103V83H102V85L99 83V85L100 86H102V87H100L99 85H97V82H99V81H97L96 83H95V80H94V78ZM103 77H105V78H103ZM132 77V76H131ZM130 77V78H131ZM222 77H223V75H222ZM26 80H25V79ZM112 78H114V76L112 77ZM117 78V79H116ZM224 78V77H223ZM222 78V79H223ZM129 79V78H128ZM137 79V76H136V78H135V80ZM138 79H139V77H138ZM190 79H192V78H190ZM226 79H227V76H226V78H224L223 79V83L226 81ZM238 79H239V77H238ZM98 80H99V78H98ZM107 80V81H106ZM125 80V79H124ZM130 80V79H129ZM170 80V79H169ZM170 80V81H171ZM187 80V79H186ZM228 81L230 80L229 78L227 79ZM236 80H237V77H236ZM241 81H240V83H245V81L244 82H242V78L240 79ZM244 80V79H243ZM113 81H114V79H113ZM121 81H123V80H121ZM127 81V80H126ZM216 81V80H215ZM219 81H221V79L219 80ZM227 82V81H226ZM232 82H234L233 80H232ZM231 81H230V85H228V88H229V86H230V88H231V85H233V84H231L232 83ZM122 83V82H121ZM136 83H132V84H136ZM202 84H203V82H201ZM210 83V82H209ZM214 83H216V82H214ZM227 83V84H228ZM238 83H239V81H238ZM143 84V85H142ZM144 84H147L146 86H144ZM213 84V83H212ZM211 84V85H212ZM119 85V84H118ZM131 85V84H130ZM129 85V86H130ZM154 85V84H153ZM211 85H210V87H211ZM216 85H218V83L216 84ZM224 85H226V83H224ZM245 85V84H244ZM99 86V87H98ZM133 86V85H132ZM185 86V87H184ZM198 86V85H197ZM197 86H195V89H196V87ZM200 86V85H199ZM198 86V87H199ZM220 86V85H219ZM222 86V85H221ZM220 86V87H221ZM227 86V85H226ZM238 86H240V84L238 85ZM241 86H243L242 84H241ZM241 86H240V89H241ZM109 89H112V90H109ZM125 87V86H124ZM123 87V88H124ZM152 87H154V88H156V85L155 86H152ZM218 87V86H217ZM219 87V89H221ZM223 87V86H222ZM252 87V86H251ZM22 88V89H21ZM188 88H189V86H188ZM187 88V89H188ZM193 88V87H192ZM208 88H209V86H208ZM208 88H206V89H208ZM224 88L225 87H223V89H221V92H222V90H223V92H224V94H226V90H224ZM229 88V89H230ZM244 88H246V87H244ZM18 89H21L22 91H23V93H22V95H20L19 94V92H18ZM102 89H107V91H108V94H109V96H108V94L107 93H104V92H106V90L105 91H103ZM122 89V88H121ZM136 89V87L134 88V90ZM148 89V90H147ZM151 89V88H150ZM181 89V91H179ZM195 89H193V91L195 90ZM198 89V88H197ZM196 89V90H197ZM217 89V88H216ZM239 89V90H240ZM100 90H101V93H100ZM116 90V89H115ZM118 90H119V88H118ZM154 90H156V89H154ZM237 90H238V87H237ZM239 90L237 91L238 93H239ZM37 91H40L41 93H44V94H48V95H50V96H52V97H55V98H53V100H51V99H49V101L48 100H44L43 99V97L41 98V99H43V101L47 104H43V103H41V104H43L44 105V107H43V105H41L40 103H37L38 102V100L36 101V100H33V102H32V100H31V98H32V96L33 95H35L36 94V92ZM109 91H111V92H109ZM131 91V90H130ZM187 91V90H186ZM197 91H199V90H197ZM207 91V90H206ZM242 91H245L244 89L242 90ZM241 90H240V92H242ZM97 92H99L100 94H97ZM117 92V91H116ZM119 92V91H118ZM149 92V93H148ZM184 92H183V94H184ZM220 91H219V93H221ZM223 92H222V94H221V96H224L223 95ZM237 92H236V96L238 95L239 96V94H237ZM120 93H121V90H120ZM205 94H207L206 92H204ZM203 93V94H204ZM218 93V94H219ZM242 93H244V92H242ZM241 93V94H242ZM40 94V93H39ZM111 94V95H110ZM114 94V93H113ZM135 94V95H136ZM147 94H149L148 96H150V100L147 98ZM154 94V93H153ZM152 94V95H153ZM186 94H189L188 92H185V95ZM197 94V92H194V95H196ZM100 95H103V96H100ZM133 95V94H132ZM159 95V93H157V96ZM184 95V96H185ZM232 95H234V92H233V94ZM234 95V97H236ZM262 95V94H261ZM40 96H42V95H40ZM45 96V95H44ZM119 96H120V94H119ZM129 96H130V94H129ZM154 96V95H153ZM164 95H162V93H160V96H158V98H159V100H155V103L156 102H158V104H160L159 102H161L162 100V97H163ZM183 96V95H182ZM201 96H204V95H201ZM206 96V95H205ZM204 96V97H205ZM225 96H227V95H225ZM231 96V95H230ZM253 96H255V95H253ZM253 96H251L250 98H249V100L248 101H250L251 100V98H255V97H253ZM263 96V95H262ZM82 97V98H81ZM106 97H104V101L107 103L108 101L110 102V100L112 99V98H110L109 100L106 98ZM137 97V96H136ZM193 97V96H192ZM195 97V96H194ZM193 97V98H194ZM206 97H208V96H206ZM220 97V96H219ZM245 97V96H244ZM33 98L35 99V97L33 96ZM32 98V99H33ZM45 98H46V96H45ZM84 98V100H83V102L84 101H86V102H89V104H88V106L90 105V107L91 106H93V107H91V109H89V108H87L86 107V105H85V103H83L81 100ZM114 98H116V97H113V99ZM127 98V97H126ZM184 98H186V97H183L182 99H184ZM209 98V97H208ZM237 98V97H236ZM240 98V97H239ZM58 99V100H57ZM108 101H107V100ZM134 99V98H133ZM227 99H230L229 101H231L232 100V98H227ZM124 100H126V99H124ZM154 100V99H153ZM161 100V101H160ZM181 100V101H180ZM189 100V101H190ZM261 103H260V106H262V107H264V101H263V97L261 98ZM84 104V106H85V108H87V109H89L88 111H86V109H80V107H83L84 108V106L82 105V103ZM98 101V102H97ZM104 101L102 102V103H104ZM111 101H113V100H111ZM114 101H117V100H114ZM114 101H113V106L115 105L114 104ZM209 101V100H208ZM233 101V100H232ZM247 101V100H246ZM254 101V100H253ZM40 102V101H39ZM42 102V101H41ZM90 102H93V104L92 103H90ZM118 102V101H117ZM117 102H115V103H117ZM129 102V101H128ZM164 102V100L162 101V103ZM186 102V101H185ZM185 102H183L184 104H185ZM220 102V101H219ZM235 102H238L237 101V99L235 100ZM234 102V103H235ZM244 102H245V100H244ZM243 102V103H244ZM31 103V105H29ZM50 103V104H49ZM101 103V102H100ZM102 103H101V106H102ZM106 103H105V106H107L106 105ZM126 103H127V101H126ZM152 103V102H151ZM155 103H153V104H150V105H153L152 107H154L155 105ZM166 103V102H165ZM165 103H163V104H165ZM175 103V104H174ZM190 103V102H189ZM189 103H186V104H188L189 105ZM81 104V106H79ZM92 104V105H91ZM133 104H135V102L133 103ZM185 104V105H186ZM66 105V107L64 108L63 106H65ZM100 105V104H99ZM104 105V104H103ZM110 105H112L111 103L108 105V107L107 108H109V106ZM117 105H120V104H116L115 106H117ZM137 105V104H136ZM149 104H148V106H150ZM168 105V106H169ZM48 106V107H49ZM56 106V105H55ZM54 106V107H55ZM138 106V107H139ZM161 106H164V105H162L161 104ZM160 105L157 107V108H160L159 109V112H162L161 111V109H162V107H161ZM29 107V108H30ZM53 106H51V107H49L48 109H50V108H52ZM59 107L57 108V110L59 109ZM61 107H63V108H61ZM98 107H100V106H98ZM118 107H120V106H118ZM118 107H117V109H118ZM137 107V106H136ZM137 107V108H138ZM165 107V106H164ZM163 107V108H164ZM186 108H187V106H185ZM184 107V110L186 109ZM190 107V106H189ZM39 108V109H38ZM56 108H55V110H56ZM102 107H100V109L98 108L97 109V111L99 110H106L105 108L104 109H101ZM116 108V107H115ZM136 108V109H137ZM146 108H147V112H143L144 113V115L146 114V113H150L149 115H151V110L150 111H148V108H151V106L150 107H147V103H146ZM38 109V110H37ZM47 109V110H48ZM54 109V108H53ZM52 109V110H53ZM68 109V108H67ZM110 109V108H109ZM183 109V108H182ZM239 109V110H240ZM35 110H32V112H34ZM91 110V111H90ZM94 110V111H93ZM111 110V109H110ZM110 110H108V111H106V114L110 111ZM134 110V109H133ZM133 110H131L130 109V111H129V115H130V113H132V111ZM140 109H138V111H139ZM180 110V111H179ZM242 111H243V109H241ZM44 111V110H43ZM54 111V110H53ZM67 110L65 109V111H64V113L66 112ZM98 111V113L100 114V116H103L102 115V113L101 112H99ZM126 111V110H125ZM136 111V110H135ZM136 111V115L137 114H139V112H141V111ZM155 111H158L157 109L155 110ZM165 111V110H164ZM45 112H47L46 111V109H45ZM94 112V113H95ZM123 112L124 111H122V113H121V111H120V113L122 114V115H120L119 113H117V115L119 114L120 115V117L121 118H124L125 116L126 117H128L129 115L127 114V113H125L126 115L124 116L123 115ZM127 112H128V110H127ZM138 112V113H137ZM142 112L139 114L140 116H141V118L140 117H138V118H140V119H142V116L143 117H145L143 114H142ZM166 113H168L169 114V111L167 112V110L165 111ZM263 112H264V110H263ZM262 112V113H263ZM30 113V112H29ZM44 113V112H43ZM43 113H39V117H41V116H45V115H42ZM49 113L50 112H47V116H49ZM94 113H92L91 115L88 113V118L86 119V120H89V115H90V118L91 117H93V116H95L96 114H98V113H95V115H94ZM103 113H104V111H103ZM158 112H156V114H157ZM162 113H164V112H162ZM161 113V114H162ZM243 113V112H242ZM35 114V113H34ZM60 114L62 115V116H66V114H64L63 115V113L61 112H59V117H60ZM98 114V115H99ZM111 114V112L108 114L109 116H111L110 115ZM113 114V113H112ZM156 114H153V115H156ZM160 114V113H159ZM160 114V115H161ZM173 114V113H172ZM264 114V113H263ZM29 115H31V114H29ZM41 115V116H40ZM76 115H81L80 117H76ZM105 115V114H104ZM107 115V116H108ZM128 115V116H127ZM135 115V116H136ZM152 115V116H153ZM158 115V114H157ZM163 115V114H162ZM177 115V116H176ZM180 115V116H179ZM242 115V114H241ZM244 115V114H243ZM256 115H258L257 117H255ZM46 116V117H47ZM50 116H53L52 115V113H50ZM50 116L48 117V118H50ZM55 116V115H54ZM64 116V118H66ZM106 115L105 116H103V117H107ZM107 117V120L109 121V118L110 117ZM124 116V117H123ZM132 116H134V115H132L131 114V117ZM135 116L134 117H132V119H133V123L131 124V123H129L130 124V126L132 127L133 126V124H136L137 125V123H138V120L135 118ZM164 116L165 117H167L166 115H163V117H162V119H161V121L164 119ZM170 116H171V114H170ZM185 117V118H183L182 119V117ZM32 117V116H31ZM67 117H69V116H67ZM69 117V118H70ZM95 117H98L97 115L95 116ZM103 117L102 118H99V119H101V120H98V119H96V120H98V121H103ZM154 117V116H153ZM153 117H151V120H155V119H157V118H153ZM156 117V116H155ZM159 117V116H158ZM161 117V116H160ZM207 117H210V118H217V120L219 121V123H220V125H219V129H220V132H221V139H220V141L218 140V138H217V140L215 141V144H217L216 142H221V145H219V147H218V149H217V152H216V154H219L220 153V155L222 154V153H224L225 155H226V157L228 158V160L226 159L225 161H227L226 163H228L227 164V166L226 167H224V169L226 170V173H227V177L225 178V179H221L219 182H216V185H214V183H204L203 181L205 180V182H206V171H205V169H203V171H202V173L201 174H198V172L196 171V169L197 168H199L198 167V161L199 160H203L204 162H205V165H208L207 163H208V161L210 160V158L212 157V156H210V154H209V151L207 150V147H208V145H211V143H213L214 142V140H215V137H216V133H215V130H214V126H213V122L214 121H209V120H207L206 118ZM19 118V117H18ZM18 118H17V120H18ZM26 118V117H25ZM33 118V117H32ZM43 118V117H42ZM53 118V117H52ZM70 119V121H72V123L74 124V122H75V124H77V122L76 121H73V119ZM86 118V117H85ZM112 118V117H111ZM120 118V119H121ZM147 119H148V117H146ZM173 118V117H172ZM174 118V119H175ZM21 119V118H20ZM43 119H45V117L43 118ZM84 118H82L81 120H83ZM105 120L103 121L104 123H106V118H104ZM126 119V118H125ZM128 120H126V121H129V119H130V117H128L127 118ZM136 119V120H135ZM39 120H41L40 118H38V121ZM46 120H48V119H46ZM53 120V119H52ZM51 120V121H52ZM66 120L68 121V119H65V121H64V119H62L60 122H66ZM96 120H92V119H90V122L91 121H93V123H90L91 125L92 124H94V126H95V123L98 125V123L96 122ZM112 121H113V119H111ZM135 120V121H134ZM143 120V119H142ZM142 120H140V122L142 121ZM146 120V119H145ZM149 120H150V117H149V119H148V121L146 120V125H148L149 124ZM166 120V119H165ZM164 120V121H165ZM182 120H184L183 122H182ZM4 121V120H3ZM21 121V120H20ZM19 120H18V122H20ZM33 121H35V117H34V120ZM45 121V120H44ZM54 122H55V120H53ZM83 121H85V120H83ZM107 121V122H108ZM115 121V120H114ZM117 121V120H116ZM124 121V120H123ZM136 121H137V123H136ZM161 121H158V123L159 122H161ZM171 121H173L174 122V120H171ZM31 122H32V119L30 118V117H27V123H29V125H31ZM62 122V125L64 126V128H65V126L67 127V126H70L69 124H68V122L66 123V124H68V125H65L64 123ZM88 122V121H87ZM95 122V123H94ZM103 122H100V123H103ZM131 122V121H130ZM135 122V123H134ZM139 122V123H140ZM151 122V121H150ZM182 122V123H181ZM264 122V121H263ZM15 123V122H14ZM21 123V122H20ZM48 123H51L50 121L48 122ZM115 123V122H114ZM117 123H118V121H117ZM116 123V124H117ZM124 123V122H123ZM142 123H145V121H142ZM162 124L164 123V122H161ZM171 123V122H170ZM16 125H17V123H15ZM71 124V123H70ZM86 124H89V122L88 123H86ZM115 124V125H116ZM151 124V123H150ZM157 124V123H156ZM155 124V125H156ZM160 124V123H159ZM161 124V125H162ZM172 124H174V123H171L170 124V126L172 125ZM15 125V126H16ZM25 125V124H24ZM27 125V124H26ZM33 125H36L35 123H33ZM33 125H31L30 127H33L34 128V126ZM61 125V126H62ZM72 125V124H71ZM96 125V126H97ZM111 123H110V126L109 127H111ZM118 125V124H117ZM116 125V126H117ZM143 125H145V124H143ZM145 125V126H146ZM158 125V124H157ZM156 125V126H157ZM161 125H160V127H161ZM261 125H263V124H261ZM260 125V126H261ZM15 126H14V124H13V122H11L10 123V125H9V127L7 128V130L8 131H10L11 132V135H12V138H14V139H12V140H15L16 139V141H18L17 139L19 138V134H18V132L16 131V130H19V129H16L15 130ZM50 126H52V125H50ZM74 126V125H73ZM69 127V128H73L74 129V127ZM101 126H102V124H101ZM105 126V125H104ZM140 126H142V125H140ZM169 125H168V129H170L171 131L169 132L170 133V135H171V133H173V134H175L174 132H173V130H172V127H170ZM173 126V125H172ZM183 126V125H182ZM30 127H27V129L29 130L30 129ZM36 127V126H35ZM53 127V126H52ZM99 127H100V125H99ZM95 128V129H97V133H96V136H97V140H98V142H99V140H101L102 141V143H104L105 142V140L106 139H108L109 137H113V141L112 142H114L115 140H116V134H114V135H107V136H104L103 134V132L102 131H98L100 128ZM103 127V126H102ZM124 127V126H123ZM128 127V126H127ZM126 127V128H127ZM134 127H136L135 125H134ZM134 127H133V130L132 131H135V132H137V133H135V136H134V140H133V142L130 140V138H129V140L130 141H128L127 140V138L129 137V136H131V134L127 137V136H122V135H124V134H126L125 132H129V133H131L130 131H128L129 129H132V128H128V129H125V130H127V131H124V132H122L121 134H120V136H122V137H119V135L117 136V139H118V137L120 138L119 139V141L117 142L116 141V143H117V145L118 146H120L119 147V150L117 151V154H116V159L114 160V159H111L112 157V155L110 154V149H109V146H108V144L105 142V144H104V146L102 147V155H103V157H102V159L104 158V160H103V164L104 165H101V163H100V165L101 166H104L103 168L105 169V170H107L106 171V175H105V177H106V180L109 182V184H110V190H109V192H108V194H107V196H106V199H105V202H104V204H103V208H106L107 207V205L109 204V203H113V205H114V207L116 208V211H117V213H118V223H119V225L121 226V227H123V229H124V227H129V216L131 215V211H133V209L134 208H136V207H138V205L137 204H135L134 202H133V196H132V184H131V181H132V176H133V174L134 173H140V175H141V178H142V181H143V189H144V191H145V194L148 196V198H149V200L150 201H155V203H154V205L151 207V208H149V209H147V210H143V208L141 207V208H138V210L136 211V213L138 212V215L140 216V219L139 220H141V216H145V218H143V219H145V221H156V220H159L160 218H161V215L159 214V211H158V205H159V200H158V198H156L155 197V195H154V187H155V185H157V184H160V186H162L163 188H168V182H167V179H166V177L165 176H162V175H160V173H158L159 175H157V174H155L156 173V169H162L163 168V163H160V160H159V157H160V155H162V153H163V151H161V150H159L160 148H162V147H160V148H158V150H157V146H155L156 144L155 143H157L159 140L161 141V139H163L164 137L162 136L161 137V139H159V140H155L156 142L155 143H152V145H150V143H149V140H150V137L152 136H148V133H150V131L152 130H150L147 134H144V135H146V136H148L149 137V139L147 138V137H145V139H147V140H145L146 142H144V144H143V142H142V144L144 145V147H143V153H144V158H146L148 161H149V163H148V165H146V166H139L138 164H135V162H134V160L133 159H135V158H137L138 157V155L139 154H135V153H137V151L140 153V151L139 150H137V151H135L132 147L134 146V144L136 143L135 141V139L136 138H139V136H137L136 137V135L138 134H140V133H138L139 132V130H141L142 129V131H145V130H143V129H146V128H139V129H137L136 130V128L134 129ZM163 128L162 129H164V126H162ZM262 127V126H261ZM63 128V127H62ZM111 128H114V127H111ZM111 128H109L107 131H109V130H112ZM156 128V127H155ZM158 128H159V126H158ZM183 128V127H182ZM115 129V128H114ZM119 129V128H118ZM117 128H116V132L117 133H119L117 130H118ZM121 129H123L122 127H121ZM157 129V128H156ZM161 129V128H160ZM75 130H76V128H75ZM164 130H166V129H164ZM180 130L181 129H179V132H180ZM74 131V130H73ZM122 131V130H121ZM155 131V130H154ZM169 131V130H168ZM184 130H182L181 131V133L183 132ZM185 131H186V129H185ZM260 131L262 132V130L260 129ZM6 132V131H5ZM23 132V131H22ZM27 132V131H26ZM102 132V133H101ZM105 132V131H104ZM109 132H111V131H109ZM178 132V131H177ZM4 133V132H3ZM53 133V132H52ZM51 133V134H52ZM112 133V132H111ZM153 133V130H152V132H151V134ZM156 133H158V130H157V132ZM162 133V132H161ZM161 133H158V134H161ZM166 133H167V131H166ZM262 133H264V132H262ZM5 134V133H4ZM43 134V133H42ZM109 134V133H108ZM128 134V133H127ZM177 134V133H176ZM85 135H86V133H85ZM132 135H134V133L132 134ZM218 135V134H217ZM263 135V134H262ZM55 136V135H54ZM79 135L77 134V136L76 137H78ZM82 136H83V134H82ZM157 136V135H156ZM156 136L154 135V137L153 138H156ZM175 136V135H174ZM264 136V135H263ZM58 137V136H57ZM105 137H107V138H105ZM125 137V138H124ZM136 137V138H135ZM142 138H143V136H141ZM140 137V138H141ZM151 137V138H152ZM158 137V136H157ZM165 137H167V135H165ZM170 137V136H169ZM262 137V136H261ZM26 137H24L23 139H25ZM105 138V140H103ZM122 138V139H121ZM132 138V137H131ZM171 138V137H170ZM172 138H174V137H172ZM96 139V138H95ZM262 139H264V137H262ZM32 140V139H31ZM140 140L141 139H138V143H136L137 144V147H136V145L134 146V147H136V148H138V144H139V142H140ZM172 140V139H171ZM176 140L179 142V141H183V138H176ZM33 141V140H32ZM96 141V140H95ZM151 141H152V139H151ZM158 142V143H161V142ZM165 141H168V140H165ZM130 142H132V144L130 143ZM101 143V142H100ZM99 143V144H100ZM108 143H110V142H108ZM115 143V142H114ZM157 143V144H158ZM163 143V142H162ZM165 144H169V142L167 143V142H164ZM21 144H23L24 145V142L23 143H21ZM91 144H93V143H91ZM95 144V143H94ZM164 144V145H165ZM20 145V144H19ZM43 145V144H42ZM41 145V146H42ZM61 145V144H60ZM110 145V144H109ZM114 145V144H113ZM112 145V146H113ZM132 145V146H131ZM159 145V144H158ZM163 144H162V146H164ZM95 147H96V145H94ZM118 146H116V147H118ZM218 146V145H217ZM2 147V146H1ZM62 147V146H61ZM91 147L93 148V145H91ZM90 147V148H91ZM116 147H114V149L116 148ZM165 147V146H164ZM167 147V146H166ZM140 148V147H139ZM109 149V150H108ZM117 149V148H116ZM115 149V150H116ZM134 150V152H133V154L134 155H136L137 157H134V156H132V155H130V150ZM132 150V151H133ZM110 151V152H109ZM131 151V152H132ZM50 152H51V150H50ZM50 152H49V154H50ZM5 153V152H4ZM51 153H53V152H51ZM90 153V152H89ZM116 153V152H115ZM114 153V154H115ZM113 154V153H112ZM114 154H113V157L115 158V156H114ZM224 154H223V156H224ZM2 155H4V157L2 156ZM5 155L6 154H1V157H0V160H1V158L3 157V159H5ZM55 154L53 153L52 154V156H54ZM92 155V154H91ZM220 155H219V157L218 158H220ZM71 156V158L69 157V158H67L68 160H70V159H72L73 158V161H75L74 159H75V155L73 154V155H70ZM86 156V155H85ZM84 156V157H85ZM215 156V155H214ZM213 156V157H214ZM222 156V157H223ZM133 157V158H132ZM212 157V158H213ZM221 157V158H222ZM263 157V155H261V158ZM158 158V159H157ZM167 157L164 159V160H166V159H168ZM224 158V157H223ZM91 159V158H90ZM96 159V158H95ZM109 159H111L112 161L110 162V160ZM146 159H143V161L144 160H146ZM67 160V161H68ZM221 160V159H220ZM224 160V159H223ZM222 160V161H223ZM109 161V162H108ZM166 161H169V159L168 160H166ZM5 161H3V163H4ZM15 161H13V163H14ZM62 162V161H61ZM68 162H70V161H68ZM68 162H67V164H68ZM88 162H89V166L88 165H86V166H88V167H91L92 168V170H94V168L96 167V169L98 168L96 165V163H95V161H93V160H88ZM94 162V163H93ZM171 162V161H170ZM2 163V164H3ZM12 162H7V167L8 166H10V165H12L13 164ZM144 163V162H143ZM210 163V162H209ZM1 163H0V166L2 165ZM39 164V163H38ZM55 164V163H54ZM66 164V165H67ZM99 165V164H98ZM99 165V166H100ZM55 166H56V164H55ZM69 166V165H68ZM263 166H264V163H263ZM31 167H33V166H31ZM74 167V166H73ZM77 166H75L74 168H76ZM81 168H82V166H80ZM88 167H86L87 169H85L86 170V173H88L89 174V172H87V170L89 169ZM1 168V167H0ZM90 168V169H91ZM255 168H253V170L255 169ZM45 169V168H44ZM61 169H63L62 167H61ZM94 170L95 172H94V174H97V170ZM19 170V169H18ZM101 170V169H100ZM252 170V172H254ZM56 171H58V170H55V172ZM66 171V170H65ZM39 172V171H38ZM91 172V171H90ZM180 173H181V170L179 171ZM24 173V172H23ZM93 173V172H92ZM92 173L90 174V175H92ZM100 173V172H99ZM22 174V173H21ZM21 174H17V175H20L21 176ZM41 174V173H40ZM93 174V175H94ZM256 174V175H257ZM264 174V173H263ZM23 175V174H22ZM72 175V174H71ZM252 175H254V174H252ZM65 176V175H64ZM179 176H181V174L179 175ZM223 176H225L224 174H223ZM258 176V175H257ZM18 177V176H17ZM22 177V176H21ZM24 177V176H23ZM33 177V176H32ZM41 177V176H40ZM98 177V176H97ZM253 177V176H252ZM259 177V176H258ZM261 177V176H260ZM81 178V177H80ZM255 178H256V176H255ZM21 179H23V178H21ZM77 179H78V177H77ZM95 179V178H94ZM33 180V179H32ZM81 180H84L83 178L81 179ZM81 180H79V181H81ZM178 180H180V179H178ZM257 180V179H256ZM85 181V180H84ZM83 181V182H84ZM44 182V181H43ZM75 182H77V181H75ZM83 182H81L82 184H83ZM92 182H93V180H92ZM92 182H90V183H92ZM252 182H254V181H252ZM252 182L249 184V186L247 187V188H245L244 190H250L249 191V193H252V198H254L256 195L254 194V192L256 191V187H257V185L258 184H256V187H255V185H253L252 184ZM260 182H262V181H260ZM45 183V182H44ZM56 183V182H55ZM69 183H70V180H69ZM72 183V182H71ZM70 183V184H71ZM95 183V182H94ZM66 184H67V187H68V182H66ZM72 184H75V183H72ZM96 184H100V183H96ZM262 184H264V182H262ZM43 185V184H42ZM100 185H102V184H100ZM215 186L216 188H214V189H211L210 187L211 186ZM61 186V185H60ZM71 186V185H70ZM69 186V187H70ZM142 186V185H141ZM14 187V186H13ZM73 187H75L74 185H73ZM100 187V186H99ZM136 187V186H135ZM262 187V186H261ZM71 188H72V186H71ZM97 187H93V189H92V192L89 190V192H88V190L86 191V192H88V193H86V195H85V197L86 196H88V198H87V201H86V203H87V205L89 204L90 205V207H94V206H91V197L93 196L94 198L96 197L98 200H99V198L96 196V193L98 192V189H96ZM104 188V187H103ZM254 188H255V191H254ZM75 189V188H74ZM81 189H83V188H81ZM259 189V188H258ZM16 190H18V189H16ZM81 190L79 189V191L78 192H80ZM172 191V190H171ZM55 192V191H54ZM90 192H91V194H93L92 196H91V194H90ZM181 192V193H182ZM195 192V193H196ZM210 192V193H211ZM46 193H48L47 191H46ZM82 193H85V191H82ZM95 193V194H94ZM181 193H180V195H181ZM210 193H208L209 195H210ZM244 193V191L242 192V194ZM261 193H263V192H261ZM100 194V193H99ZM208 194H206L207 196H209ZM257 194V197H258V193H256ZM1 195V194H0ZM25 195V194H24ZM83 195V194H82ZM83 195V196H84ZM58 196V195H57ZM56 196V197H57ZM91 196V197H90ZM190 196V195H189ZM192 196V195H191ZM232 196V195H231ZM242 196H244V195H242ZM237 197V196H236ZM235 197V198H236ZM241 197V196H240ZM239 197V199H241ZM257 197H255V198H257ZM15 198V197H14ZM13 198V199H14ZM167 198V197H166ZM235 198L233 197V200H235ZM80 199H82V198H80ZM79 199V200H80ZM97 199H96V201H97ZM181 199V198H180ZM180 199H178V201L180 200ZM183 199V198H182ZM193 199V198H192ZM192 199H189V200H192ZM238 199V200H239ZM258 199V198H257ZM257 199H256V201H257ZM261 199H262V197H261ZM0 200H2V199H0ZM226 200H228L227 198L226 199H224V201H226ZM230 200H232L231 198H230ZM252 200H254V199H251L250 201L251 202H253ZM13 201V200H12ZM76 201V200H75ZM94 200H92V202H93ZM240 201V200H239ZM256 201H254V202H256ZM2 202V201H1ZM52 202H54V201H52ZM186 202V201H185ZM233 202H235V201H233ZM233 202H231V203H233ZM238 202V201H237ZM247 202V201H246ZM76 203H77V201H76ZM84 203H85V201H84ZM94 203V202H93ZM176 203V202H175ZM236 203V202H235ZM248 203H250V202H248ZM74 204V203H73ZM95 204V203H94ZM184 204V203H183ZM187 204V203H186ZM211 203H209V204H206V205H208V206H212V205H210ZM228 204H229V202H228ZM246 204V203H245ZM254 204V203H253ZM1 205V204H0ZM232 205V204H231ZM231 205H229V206H227V207H229V208H226L225 206H223L224 208H226V212L224 213L225 215L227 214V212L229 211L228 209H234L235 208V206H233L234 208H231L230 206ZM236 205H237V203H236ZM248 205L249 204H247V207L246 206H244V209H245V207H246V210H248L249 209V207H248ZM252 205V203L250 204V206ZM255 205V204H254ZM254 205H252V206H254ZM41 206V205H40ZM86 206V205H85ZM252 206H251V208H252ZM87 208H89L88 206H86ZM85 207V208H86ZM170 207V206H169ZM179 207H182V205L181 206H179ZM186 207H187V205H186ZM239 207V206H238ZM255 207V206H254ZM253 207V208H254ZM39 208V207H38ZM167 208H168V205H167ZM236 208H237V206H236ZM235 208V209H236ZM248 208V209H247ZM252 208V209H253ZM185 208H183V210H184ZM37 210V209H36ZM178 210V209H177ZM246 210H245V212H246ZM251 210V209H250ZM45 211V210H44ZM176 211V210H175ZM203 211V210H202ZM236 211V210H235ZM242 211H243V209H242ZM79 212H81V211H79ZM84 211H82V213H83ZM85 212H86V210H85ZM85 212H84V214H85ZM163 213H165V211L163 210L162 211ZM181 212H183V211H181ZM244 212V211H243ZM264 212V211H263ZM81 213V214H82ZM168 213V212H167ZM176 213H178V212H176ZM175 212H174V214L176 215V216H178L177 214H176ZM234 213V212H233ZM232 213V214H233ZM76 214H77V212H76ZM83 214V215H84ZM229 214V213H228ZM244 214H246V213H241V215L239 214V217H241L242 215L244 216ZM50 215V214H49ZM234 215V214H233ZM236 215V214H235ZM247 215V214H246ZM260 214H258L257 216H259ZM8 216H9V214H8ZM79 216H81V215H79ZM170 216H172V215H170ZM185 216V215H184ZM224 216V215H223ZM227 216V215H226ZM248 216V215H247ZM174 217V216H173ZM179 217V216H178ZM215 217V216H214ZM217 217V216H216ZM262 216H259V217H256L255 219L257 220V218L259 219H262L261 218ZM4 218H6V216L4 215ZM46 218V217H45ZM182 218V217H181ZM234 218H236V216H234ZM243 218V217H242ZM254 219V218H253ZM252 219V220H253ZM254 219V220H255ZM4 220V219H3ZM180 220V219H179ZM182 220V219H181ZM36 221V220H35ZM45 221V220H44ZM100 221V220H99ZM167 221V219L165 220V222ZM172 222H173V220H171ZM190 221H192V220H190ZM222 221V220H221ZM260 221V220H259ZM168 222H169V220H168ZM171 222V223H172ZM30 223V222H29ZM44 223V222H43ZM42 223V224H43ZM145 223V222H144ZM147 223V222H146ZM164 223V222H163ZM253 223V221L251 222V224ZM72 224V223H71ZM166 224V223H165ZM164 224V225H165ZM16 225V224H15ZM141 225V224H140ZM144 225V224H143ZM220 225V224H219ZM14 226V225H13ZM43 226H44V224H43ZM151 226V225H150ZM171 226V225H170ZM174 226V225H173ZM162 228H164V226H161ZM227 227V226H226ZM200 228H202V227H200ZM220 228V227H219ZM217 229V228H216ZM1 230V229H0ZM35 230V229H34ZM72 230V229H71ZM150 229H148L147 230V233H148V231H149ZM210 230V229H209ZM245 230H247V229H245ZM106 231H107V229H106ZM136 231H139V229H137ZM201 231H203V229L201 230ZM200 231V232H201ZM208 231V230H207ZM4 231H1L0 233H3ZM54 232V231H53ZM158 232V231H157ZM162 233H166L165 231L163 232V231H161ZM190 232V231H189ZM24 233V232H23ZM89 233V232H88ZM137 233V232H136ZM150 233V232H149ZM156 233V232H155ZM214 233V232H213ZM12 234V233H11ZM11 234L9 235V236H11ZM19 234H21V233H19ZM145 234V233H144ZM238 234V233H237ZM5 235V234H4ZM160 235V234H159ZM159 235H158V238H159ZM196 235H198V232L196 233ZM1 236H2V234H1ZM1 236H0V239H4V240H2L3 242H4V244H7V240H6V238L7 237H4V238H1ZM5 236H7V235H5ZM25 236H27V235H25ZM24 236V237H25ZM41 236V235H40ZM143 236V235H142ZM202 235H199V237H201ZM258 236V235H257ZM256 236V237H257ZM15 237V236H14ZM161 237H162V235H161ZM197 237V236H196ZM195 237V238H196ZM16 238H18V236L16 237ZM157 238V239H158ZM181 238V237H180ZM183 238H184V236H183ZM182 238V239H183ZM198 238V237H197ZM253 238V237H252ZM12 239L14 240L13 241V243L15 242V243H17L16 241H15V238H13L12 237ZM33 239H35V238H33ZM32 239V240H33ZM45 240H46V238H44ZM43 239V240H44ZM193 239V238H192ZM248 239V238H247ZM254 239V238H253ZM10 240V239H9ZM29 240V239H28ZM37 240V239H36ZM154 240L156 241V238H154ZM153 240V241H154ZM166 240V239H165ZM180 240V239H179ZM256 240V239H255ZM26 241V240H25ZM24 241V242H25ZM30 241H31V239H30ZM34 241V240H33ZM172 241H173V239H172ZM252 242V241H251ZM8 243H9V241H8ZM11 243H12V240H11ZM19 243V242H18ZM154 243V242H153ZM189 243L190 242H188V245H189ZM229 243V242H228ZM2 244V243H1ZM10 244V243H9ZM34 244V243H33ZM245 244V243H244ZM25 245V244H24ZM30 245V244H29ZM31 245H32V243H31ZM134 246V245H133ZM176 246V245H175ZM178 246V245H177ZM193 246V245H192ZM191 246V247H192ZM217 246V245H216ZM246 246V245H245ZM15 247H17V245L15 246ZM19 247V246H18ZM25 247H27V246H25ZM179 247V246H178ZM225 248L222 250H216L217 251V253H218V251H220V253L222 254L221 256H223V254H225V253H227V251L225 252V253H223L222 251H224V250H228L229 248H227L226 246H224ZM229 247V246H228ZM251 247V246H250ZM252 247H254V246H252ZM255 247H258V246H255ZM8 248V247H7ZM133 248V250H134V247H132ZM227 248V249H226ZM241 248H243L244 249V245H243V247H241ZM240 248V249H241ZM247 248H248V245H247ZM246 249V248H245ZM249 249V248H248ZM252 249V248H251ZM254 249V248H253ZM3 250V249H2ZM132 250V251H133ZM250 250V249H249ZM4 251V250H3ZM31 251V250H30ZM204 251V250H203ZM246 251V250H245ZM244 251V252H245ZM197 252V251H196ZM249 252V251H248ZM258 252V250H256L255 251V253H257ZM264 251H262V253H263ZM3 253V255L2 256H0V257H3V256H6V255H4V253L5 252H2ZM2 253H0V254H2ZM29 253H32V252H29ZM107 253V252H106ZM47 254V253H46ZM147 254V253H146ZM186 254V253H185ZM214 254H216V253H214ZM232 254V253H231ZM230 254V255H231ZM239 254V253H238ZM238 254H236L237 256H238ZM178 255V254H177ZM186 255H188V254H186ZM218 255V254H217ZM216 255V256H217ZM257 255V254H256ZM261 255V254H260ZM260 255H259V258L258 259H260ZM225 256V255H224ZM247 256V255H246ZM251 256H253L252 254H251ZM254 256H255V254H254ZM262 256V255H261ZM86 257V256H85ZM153 257V256H152ZM215 257V256H214ZM235 257V256H234ZM248 257V258H247ZM245 259H250V257L249 256H247ZM263 257V256H262ZM261 257V259H263ZM15 258V257H14ZM164 258V257H163ZM183 258V257H182ZM195 258V257H194ZM197 258V257H196ZM213 258V257H212ZM1 260L0 261H2V258H0ZM16 259V258H15ZM215 259V258H214ZM227 259H232V258H227ZM241 259H242V257H241ZM245 259H242V260H245ZM4 260V259H3ZM8 259H6V261H7ZM107 260H108V257H107ZM163 260V259H162ZM198 261V258H197V260L196 259H193V260H191L192 262L193 261ZM212 260V259H211ZM91 261V260H90ZM188 261H190V260H188ZM227 261V260H226ZM235 261V260H234ZM9 262V261H8ZM110 263L109 264H111V263H114L112 260H110L109 261ZM228 262V261H227ZM4 263H6L5 261H4ZM189 262H187V264H188ZM191 263V262H190ZM98 264H102V260L101 259H99V261H98ZM119 264H120V261H119ZM121 264H122V258H121Z\"/></svg>",
  "mask_w": 264,
  "mask_h": 264
}]
</instances>
